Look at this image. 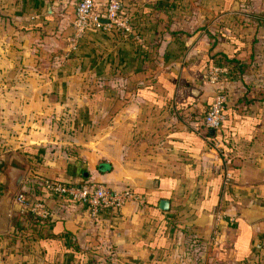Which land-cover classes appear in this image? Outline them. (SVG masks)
Masks as SVG:
<instances>
[{
    "label": "crops",
    "instance_id": "1",
    "mask_svg": "<svg viewBox=\"0 0 264 264\" xmlns=\"http://www.w3.org/2000/svg\"><path fill=\"white\" fill-rule=\"evenodd\" d=\"M76 1L0 0V159L27 164L0 236L21 218L17 191L51 213L27 241L0 240V264H264V0H121L127 29L102 21L71 44ZM211 64L227 68L215 84ZM37 176L135 198L92 215ZM6 181L0 169V195Z\"/></svg>",
    "mask_w": 264,
    "mask_h": 264
},
{
    "label": "built area",
    "instance_id": "2",
    "mask_svg": "<svg viewBox=\"0 0 264 264\" xmlns=\"http://www.w3.org/2000/svg\"><path fill=\"white\" fill-rule=\"evenodd\" d=\"M102 18L107 19L106 24L108 25H115L123 29L128 28L125 17L121 14V0H106L102 16H99L93 0H78L75 3L74 16L71 20V44L88 27L100 25ZM226 71L227 68L225 66L211 64L206 68L204 78L209 83L215 84L219 82L220 77ZM225 99V93L222 90L216 89L201 118L204 128L210 130H217L219 128L223 119ZM213 144L219 148L218 142L214 141ZM228 175L229 173L226 172L225 177H228ZM42 182L49 190L83 204L92 215H96L99 209L103 207L116 208L125 201L135 198L133 191L129 188L115 189L99 181L89 184H65L45 178ZM14 201L41 219L48 218L51 214L49 209L40 201H27L20 191L15 193Z\"/></svg>",
    "mask_w": 264,
    "mask_h": 264
},
{
    "label": "trees",
    "instance_id": "3",
    "mask_svg": "<svg viewBox=\"0 0 264 264\" xmlns=\"http://www.w3.org/2000/svg\"><path fill=\"white\" fill-rule=\"evenodd\" d=\"M78 1V0H77ZM76 1V2H77ZM94 1V4H95V6H97L99 3H97V1L96 0H93ZM75 2V3H76ZM105 2H106V0H104V4H102L103 5V8L101 9V11L100 12H98V14H99V16H102L103 15V10H104V5H105ZM74 6H75V4H74ZM121 10H122V8H121ZM97 26H99V25H97ZM112 26H115V25H112ZM92 27H96V26H91V27H88L83 33H85V32H87L90 28H92ZM115 27H117V26H115ZM216 90V89H215ZM215 90H214V92H215ZM214 92H213V94H214ZM213 96V95H212ZM206 109V108H205ZM205 111V110H204ZM204 113V112H203ZM62 117L60 118V119H58V121H54V122H56V123H54V126L56 127L57 126V129H58V131L60 132L61 131V128H60V126H59V124L62 122ZM60 128V129H59ZM27 147L26 146H24L23 147V149H26ZM45 178H47V179H50V180H52V181H59V182H62V183H65V184H72V183H74V184H76V183H80V184H89V183H91V182H97V181H86V180H84V181H64V180H59V179H54V178H48V177H39V176H37V182L41 185V186H43L44 188H46L45 186H44V184H43V182H42V180L43 179H45ZM108 186V185H107ZM122 188H129L128 186H124V187H122ZM51 194H53L54 196H57V197H62V198H65V199H67V200H70L68 197H66V196H64V195H62V194H58V193H56V192H53V191H51V190H49L48 188H46ZM115 189H121V188H115ZM129 189H131V188H129ZM70 201H72V200H70ZM72 202H76V201H72ZM76 203H78V204H80V205H82V206H84L83 204H81V203H79V202H76ZM85 207V206H84ZM119 208V206L118 207H116V208H110V207H103V208H101V209H99V211H98V213L100 212V211H102V210H104V209H110V210H117ZM23 211H21V213H20V219L19 220H17V221H15L14 222V224H13V230H12V232L10 233V234H8V235H1L0 236V240H6L7 242H12V241H15L16 240V238H18L21 242H25V241H27L28 240V238L30 237L31 238V236H29V235H31V232H29V233H27V229H28V227H32L33 228V226L35 227V229H36V231H37V234H38V232H39V228L41 227V226H43V225H45V224H47L48 223V219L47 218H45V219H40L39 217H37L36 215H34L32 212H30L28 209H25V208H23L22 209ZM97 213V214H98ZM5 237V238H4ZM20 238H22V240L20 239ZM2 251V252H1ZM0 256L2 257V258H5L6 260L10 257L9 255L11 254L10 253V251L7 249V247L5 246V245H2V248H1V250H0ZM12 253H15V251L14 250H12ZM82 255V259L81 260H83L84 259V261L83 262H85V256H87V254L85 253V255L84 254H81ZM6 260H5V262H6ZM86 261H87V259H86ZM90 261L88 260V263H89ZM3 264H6V263H3Z\"/></svg>",
    "mask_w": 264,
    "mask_h": 264
},
{
    "label": "water",
    "instance_id": "4",
    "mask_svg": "<svg viewBox=\"0 0 264 264\" xmlns=\"http://www.w3.org/2000/svg\"><path fill=\"white\" fill-rule=\"evenodd\" d=\"M102 21L106 22L107 19L102 18ZM12 158H15L18 162H20V164L22 163L19 157L13 153L9 155L6 163L2 162L0 159V169L7 178L4 189L0 195V233H4L8 229L11 196L17 190L27 170V164H23L21 166L11 164ZM159 205L161 207H165L166 200L161 199L159 201ZM13 208L16 207L13 206Z\"/></svg>",
    "mask_w": 264,
    "mask_h": 264
},
{
    "label": "rangeland",
    "instance_id": "5",
    "mask_svg": "<svg viewBox=\"0 0 264 264\" xmlns=\"http://www.w3.org/2000/svg\"><path fill=\"white\" fill-rule=\"evenodd\" d=\"M2 48V45H0V49ZM28 77H31V76H28ZM28 79H30V78H28ZM21 105H22V102L20 103ZM24 105H22L20 108H18L20 111L17 113V114H13V115H15L14 117H18V118H21V117H24L25 118V116H29V114H25L24 113ZM16 109V108H15ZM44 110V109H43ZM38 114H42V108H40V106H39V108L38 109H35V112H34V115H38ZM13 115H10V108L6 111V112H4L3 113V117L6 119V118H8V119H6L7 121H2V124H8V122H9V117L10 116H13ZM40 122V120H37L36 121V123H39ZM40 123H42V122H40ZM39 123V124H40ZM54 123H56V122H54L53 120H51L50 122H49V128H50V134H52V133H56V132H58L57 131V126L55 127L54 126ZM47 124H48V122H47ZM67 124H68V119H67V117L65 116V115H63L62 116V122L59 124V126H60V128H61V132H62V130L63 129H65L66 128V126H67ZM8 127V126H7ZM54 127H55V129H54ZM59 128V129H60ZM8 130V129H7ZM9 131V130H8ZM60 132V133H61ZM0 133H1V131H0ZM9 133V132H8ZM5 134H7V133H5L4 131H3V135H5ZM62 134V133H61ZM12 135V134H11ZM11 135L10 134H8V139L7 138H3V140L1 141V142H3V141H6V143L8 142L9 143V139L11 138ZM14 138V137H13ZM2 149H3V147H2V145L0 146V157L1 158H4L5 156H6V152H1L2 151Z\"/></svg>",
    "mask_w": 264,
    "mask_h": 264
}]
</instances>
